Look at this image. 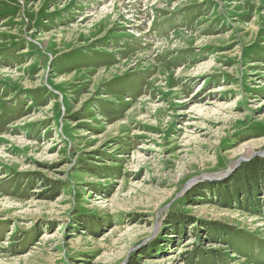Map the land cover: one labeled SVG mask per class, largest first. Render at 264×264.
<instances>
[{
  "label": "rangeland",
  "instance_id": "374dc122",
  "mask_svg": "<svg viewBox=\"0 0 264 264\" xmlns=\"http://www.w3.org/2000/svg\"><path fill=\"white\" fill-rule=\"evenodd\" d=\"M263 176L264 0H0V264H264Z\"/></svg>",
  "mask_w": 264,
  "mask_h": 264
},
{
  "label": "trees",
  "instance_id": "16d2710c",
  "mask_svg": "<svg viewBox=\"0 0 264 264\" xmlns=\"http://www.w3.org/2000/svg\"><path fill=\"white\" fill-rule=\"evenodd\" d=\"M260 162H259V164L260 163H262L263 162V160H259ZM240 172V171H239ZM242 173H239V174H237L236 176H237V179L239 180V183H240V188H241V190L244 192V191H246V189L248 188V186H250V181H249V179L246 181V183L244 182L245 181V178H242ZM263 179H264V176H263ZM261 180V179H260ZM214 185L215 184H211V185H208V186H210V187H214ZM216 186H218V185H216ZM223 186V185H222ZM227 190V189H226ZM229 190V189H228ZM229 192L230 193H232V190H229ZM179 228V226L176 228V229H174L176 232L177 231H179L180 229H178ZM180 232V231H179ZM177 234V233H176Z\"/></svg>",
  "mask_w": 264,
  "mask_h": 264
},
{
  "label": "bare ground",
  "instance_id": "6f19581e",
  "mask_svg": "<svg viewBox=\"0 0 264 264\" xmlns=\"http://www.w3.org/2000/svg\"><path fill=\"white\" fill-rule=\"evenodd\" d=\"M109 7L105 8L104 10L107 11ZM119 10V9H118ZM111 11V10H110ZM109 15V14H108ZM244 159V158H243Z\"/></svg>",
  "mask_w": 264,
  "mask_h": 264
}]
</instances>
